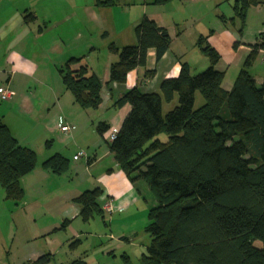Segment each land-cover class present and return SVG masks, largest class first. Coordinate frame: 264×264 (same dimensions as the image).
Listing matches in <instances>:
<instances>
[{"label": "crops", "instance_id": "1", "mask_svg": "<svg viewBox=\"0 0 264 264\" xmlns=\"http://www.w3.org/2000/svg\"><path fill=\"white\" fill-rule=\"evenodd\" d=\"M102 1L0 0V87H7L12 93L9 101H0L5 104L0 106V120L20 145L35 153L46 151L41 164L38 162L21 179L24 195L20 204L5 200L0 188V251L5 249V239L14 235L9 247L15 240L28 245L32 251L27 259L30 263L49 256L41 252L40 246L37 245L38 251L33 248L38 239L48 235L52 245L62 246L69 234L70 241L79 243L86 226H96L97 222L104 226V231L96 235V244L104 247L103 254L127 255V245L134 241L126 236L135 232V221L131 219L146 200L139 189L143 183H130L104 140L109 130L120 129L130 111L129 105L118 108L115 103L133 88L142 94L159 93L160 83L177 77L183 63L189 66L191 75L207 69L208 59L197 46L201 36L219 55L214 69L223 74L222 89L229 91L250 47L264 33L263 6L248 8L243 32L238 36L234 27L221 20L233 16L229 0H171L162 4L152 0H116L108 8L99 4ZM143 17L166 30L170 47L159 60L155 51L149 49L144 67L130 71L124 84L110 83V65L117 57L108 47L135 45L134 28ZM96 34L101 40L99 48L95 46ZM71 58L80 59L76 66L85 65L101 82V104L96 110H82L63 87L59 69ZM147 71L154 75L148 78ZM248 73L257 85L264 80L262 53H258ZM100 123L106 127L102 135L96 131ZM64 124L75 129L69 134L61 133L58 127ZM82 150H88L87 157L76 160ZM55 154L71 157L75 163L65 172H69L68 176L78 177L82 171L77 185H65V173L55 175L42 167ZM96 188L101 191L97 203L102 215L82 222L74 199ZM148 210L144 209V216ZM62 225L64 228L60 229ZM57 235L64 237L53 239ZM0 259L8 261V256L0 253Z\"/></svg>", "mask_w": 264, "mask_h": 264}, {"label": "trees", "instance_id": "2", "mask_svg": "<svg viewBox=\"0 0 264 264\" xmlns=\"http://www.w3.org/2000/svg\"><path fill=\"white\" fill-rule=\"evenodd\" d=\"M115 1L99 4L108 8ZM229 1L233 16L221 20L241 36L248 8L264 7V0ZM134 36L135 45H109L117 57L110 65V83L124 84L130 71L145 66L149 49L159 60L171 44L166 30L146 17L134 28ZM197 46L208 59L207 69L191 75L183 63L177 77L160 83L159 93L142 94L133 88L115 103L118 108L129 105L130 111L108 144L109 152L130 183L143 181L156 200L147 213L149 244L139 264H264V80L258 86L248 73L264 50V33L250 47L229 91L222 89L223 74L214 69L220 57L206 37H199ZM79 63L69 59L59 69L61 81L77 106L93 111L101 104L102 85L85 65L76 66ZM153 75L146 72L148 78ZM196 93L203 104L194 109ZM175 97L177 105L164 115L163 103ZM96 131L102 135L105 125L98 124ZM160 134L167 136L165 142L158 139ZM36 161V153L20 145L0 120V188L5 200L20 204L21 179L35 169ZM42 167L61 175L69 162L55 154ZM100 193L96 188L74 199L82 222L102 215ZM120 258L122 264H131L126 254ZM48 262L45 255L34 264ZM70 264L86 263L78 259Z\"/></svg>", "mask_w": 264, "mask_h": 264}, {"label": "rangeland", "instance_id": "3", "mask_svg": "<svg viewBox=\"0 0 264 264\" xmlns=\"http://www.w3.org/2000/svg\"><path fill=\"white\" fill-rule=\"evenodd\" d=\"M117 20L115 19V22ZM93 29V27H91ZM101 43V40L99 38V34H96L95 37V46H97V48H99V45ZM259 82L258 81V86H259ZM196 98L197 100L195 101L194 104V109L199 108L202 104H203V99L202 96L200 95V93H196ZM1 105H5V104H1ZM177 105V97H175L174 101H172L170 104L167 103H163V114L165 115L167 112H169L170 110H172L175 106ZM158 139L161 142H165L167 140V136L165 134H160L158 136ZM92 151V149H89ZM85 151V150H82ZM88 150H86L85 152H87ZM36 152V151H35ZM46 151L45 150H40L37 151L36 153V157H37V161H36V166L39 162V164H41V161L44 160V153ZM66 159L69 160V167L70 169H72L73 165L75 164L73 162V160L71 159V157H67ZM80 163L85 162L84 160H80ZM82 172V171H81ZM79 172V176H68V173H65V175H63V179L65 178V185H73L75 183V185L78 184V180L81 179L82 177V173ZM67 177H71V179H67ZM74 182V183H73ZM141 186H139V189L142 190V195L144 197V199L146 200V202L142 201L140 208H138V210L135 212L136 214L134 215V218L131 219L134 220V224L133 226L135 227V232L133 231V233H135V235H133V233L131 234V236H129L128 234H126V236L130 239V240H134L132 242L131 245H129L130 243H128L127 245V251H128V256L130 258L131 264H139L140 262V258L141 255L145 252L146 247L149 244V237L148 235L145 233V227L148 224V219H147V213L144 214V209L148 210L149 207L151 208L152 205H156V200L154 198V196L150 193L147 185L141 181ZM146 186L148 191L145 192V190L143 189V186ZM142 187V188H141ZM143 216V217H142ZM91 225V224H90ZM101 232L104 231V226L101 224V222H97L96 226H86V231L85 234L82 235L80 237V242L75 245V246H70L71 242H74L73 239H71L70 241V237L69 234L66 235L68 241L65 243V245H60L59 243H54L55 246H57V249L55 250L52 249V247H55L54 245H52L53 243L50 240V236H45L42 239H38V242H35L34 247L33 244L31 245V247H33L35 250H37V245L41 247L40 250H42L41 252H44L45 254H49V263L48 264H69L70 262H72L73 260H76L77 258H82V260L86 263V264H122V260L120 258V254L121 253H115V254H108V255H104L103 251H104V247L103 246H99L97 245V239H96V235L99 234ZM137 232V234H136ZM14 235H12L11 237H7V239H5V244L6 246L4 247L5 249H3L4 251L2 252V250L0 251L1 255H6L8 256V261L4 260V259H0V264H4L3 262H6V264H29L30 261H27L28 256L30 254L31 248L28 245H25L23 243H21L20 241H12V248L9 247L11 244V238ZM16 237H21V233L18 230ZM61 237H64L62 235H57L54 238L60 239ZM254 245L256 247H261V244L259 242H255ZM38 251V250H37ZM40 252V251H39ZM7 253V254H6ZM3 258V256L1 257ZM2 262V263H1Z\"/></svg>", "mask_w": 264, "mask_h": 264}, {"label": "built area", "instance_id": "4", "mask_svg": "<svg viewBox=\"0 0 264 264\" xmlns=\"http://www.w3.org/2000/svg\"><path fill=\"white\" fill-rule=\"evenodd\" d=\"M259 53H262L264 55V50L263 51H260ZM261 62H262V59H261ZM11 98H12L11 91L7 87H0V101L7 102ZM58 129H59V131L61 133L69 134V133H71L75 129V127L74 126H71V125H68V124H64V125H59ZM117 134H118V130H116V129L109 130V132H107L105 134L104 140L107 143H111L112 141L115 140ZM87 155L88 154L85 151H79L77 153V155L75 156V159L77 160V159L84 158V157L86 158ZM105 209L107 211H110L109 205H106ZM29 264H34V263H29Z\"/></svg>", "mask_w": 264, "mask_h": 264}]
</instances>
